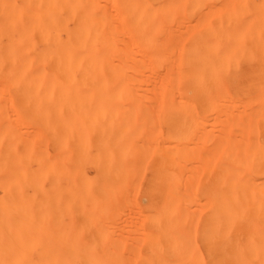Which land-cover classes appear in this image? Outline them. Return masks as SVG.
Here are the masks:
<instances>
[{
    "label": "bare ground",
    "instance_id": "obj_1",
    "mask_svg": "<svg viewBox=\"0 0 264 264\" xmlns=\"http://www.w3.org/2000/svg\"><path fill=\"white\" fill-rule=\"evenodd\" d=\"M12 81L156 92L158 217L144 237L115 239L114 264H264V0H0V161L5 95L24 87ZM94 105L47 108L34 137L85 152L86 119L112 108ZM104 129L101 160L112 148L125 160L138 127Z\"/></svg>",
    "mask_w": 264,
    "mask_h": 264
},
{
    "label": "rangeland",
    "instance_id": "obj_2",
    "mask_svg": "<svg viewBox=\"0 0 264 264\" xmlns=\"http://www.w3.org/2000/svg\"><path fill=\"white\" fill-rule=\"evenodd\" d=\"M8 84L24 87L5 95L11 148L0 161V264H114L115 239L144 237L158 217L153 207L159 193L156 92L111 82L49 83L76 86L67 90L36 89L40 83L33 82ZM61 101L85 109L112 107L86 119L92 144L85 152L56 142L48 130L47 138L34 137L40 124L51 120L47 108ZM132 106L144 111L124 113ZM121 117L138 127L124 143L129 156L118 160L112 148L109 160H101L104 152L94 146L104 128L112 130ZM53 143L59 147L47 154Z\"/></svg>",
    "mask_w": 264,
    "mask_h": 264
}]
</instances>
